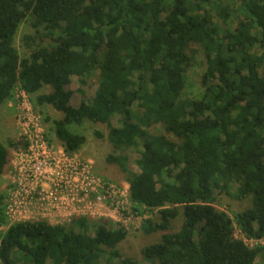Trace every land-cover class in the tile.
I'll use <instances>...</instances> for the list:
<instances>
[{
  "label": "trees",
  "instance_id": "obj_1",
  "mask_svg": "<svg viewBox=\"0 0 264 264\" xmlns=\"http://www.w3.org/2000/svg\"><path fill=\"white\" fill-rule=\"evenodd\" d=\"M229 1L0 0V108L16 90L50 106L68 155L85 143L72 127H107L106 162L127 183L133 214L151 216L141 232L160 234L140 250L148 264L264 263V246L235 237L237 228L264 238V0ZM229 20L235 27L223 29ZM27 22L21 58L15 39ZM197 56L202 93L185 99ZM73 77L81 87L96 77L94 96L85 101L80 89L77 107ZM139 148L133 173L121 153ZM8 157L0 144V176ZM215 191L248 205L230 217L215 207ZM126 235L85 217L14 223L0 233V264H138L120 255Z\"/></svg>",
  "mask_w": 264,
  "mask_h": 264
},
{
  "label": "rangeland",
  "instance_id": "obj_2",
  "mask_svg": "<svg viewBox=\"0 0 264 264\" xmlns=\"http://www.w3.org/2000/svg\"><path fill=\"white\" fill-rule=\"evenodd\" d=\"M221 2H224L225 4L230 3L229 0H221ZM219 23L223 29H232L236 25L234 20H229L227 24H224L223 22ZM29 33H31V29L29 27V23L27 22L20 26L16 35L15 47L21 58L27 56V51L23 44V38ZM202 60V56H197L194 67L187 73L186 86L182 94L185 99L198 98L202 93L200 83V75L203 71ZM85 83V86L81 87L79 78L73 77L70 85L67 86V90L72 92V98L70 101L72 107H77L82 100V96L79 93L80 89L84 93L85 101L91 100L94 96L96 77L89 78ZM41 93H48V89L46 88L42 90ZM23 97L24 96L21 95V92L16 90L13 99L4 103L0 108V144L6 146L9 154L6 170L3 175L0 176V209H3L4 214L8 191L15 182L17 184L19 183L16 180V178H19V171L24 172L27 165L25 154L27 152L28 143L23 137V127H20L18 122L20 109L22 115L25 113L24 109L27 110L26 107L22 106V101L26 102L28 108L32 110L33 115L40 120L45 131V139L48 142V145L52 146L53 151L58 153L56 151L62 148L61 144L56 138H54L52 133V121L60 119L61 115L50 106H35V96L30 97L25 95L26 98ZM135 110H137L136 107ZM46 119H48L47 122ZM117 125V118H114L112 120V126ZM72 130L85 137V143L81 151L79 154H76L79 161L82 163H90L92 172L104 182L114 184V186L120 191L121 197H123L126 194L128 185L121 176L118 168L115 165H110L106 162V157L109 154H112V149L107 141V127L101 124L84 122L80 126L72 127ZM152 131H149V133H152ZM97 133L100 135V138L96 136ZM139 150L142 149L127 150L121 153L122 156L126 157L128 169L133 173H138L135 162L139 158ZM40 184L41 183L39 182V186ZM39 188L36 190H39ZM230 193L233 195L234 189ZM215 198L218 202L215 204V207L220 211L228 213L230 217H232L234 213L243 210L248 205L247 202L234 201L230 196L219 194L218 191H215ZM79 208L81 209L82 206H79ZM124 212L126 211L123 210L122 213H120L122 218L114 215L113 219H110V214L103 211H99L98 213L94 212V217L87 216L86 218L92 222L100 221L102 224L110 223L112 227H115V224L120 223L127 234L125 240L118 246L120 255L122 257H135L139 260L138 264H148L147 262L141 260L140 250L145 246L158 242L160 234L147 236L141 232V224L143 220L151 217L149 214L144 213L141 216L139 213L131 215L130 213L124 214ZM33 218H35V216H33ZM5 219L7 221V225L4 226L0 223V233H3L9 224H11V221H9L6 217ZM50 222L51 225L57 223L69 224V221L63 218H58L53 221L51 220L49 221V224ZM177 226H180V221ZM89 234H93V229H90ZM235 237H239L237 228H235ZM255 264L264 263L260 259H256Z\"/></svg>",
  "mask_w": 264,
  "mask_h": 264
},
{
  "label": "built area",
  "instance_id": "obj_3",
  "mask_svg": "<svg viewBox=\"0 0 264 264\" xmlns=\"http://www.w3.org/2000/svg\"><path fill=\"white\" fill-rule=\"evenodd\" d=\"M20 92L26 98V94ZM22 102L27 110L24 109L22 115L20 109L18 122L28 143L27 165L24 172L19 171V178H16L19 183L15 182L7 194L4 215L10 223L43 221L49 224L58 218L70 223L76 218L94 217V212L99 211L109 213L110 219L120 216L123 210L124 214L133 215L128 186L121 197L114 184L104 182L92 172L90 163L80 162L76 154L70 156L62 148L55 153L45 139L40 120L26 102ZM115 225L121 226L120 223ZM238 234L237 239L250 248L264 246V238L256 241L246 238L239 230Z\"/></svg>",
  "mask_w": 264,
  "mask_h": 264
}]
</instances>
